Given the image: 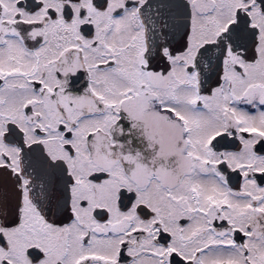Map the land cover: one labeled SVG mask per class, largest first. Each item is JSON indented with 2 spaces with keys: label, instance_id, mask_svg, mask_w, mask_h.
I'll return each mask as SVG.
<instances>
[{
  "label": "snow or ice",
  "instance_id": "obj_1",
  "mask_svg": "<svg viewBox=\"0 0 264 264\" xmlns=\"http://www.w3.org/2000/svg\"><path fill=\"white\" fill-rule=\"evenodd\" d=\"M0 264H264V0H0Z\"/></svg>",
  "mask_w": 264,
  "mask_h": 264
}]
</instances>
